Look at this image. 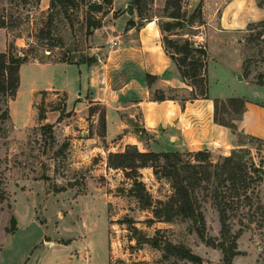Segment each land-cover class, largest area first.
<instances>
[{
	"label": "rangeland",
	"instance_id": "rangeland-1",
	"mask_svg": "<svg viewBox=\"0 0 264 264\" xmlns=\"http://www.w3.org/2000/svg\"><path fill=\"white\" fill-rule=\"evenodd\" d=\"M72 1L52 28V37L62 38L63 45L50 48L48 39L37 36L38 29L47 22L50 0H0V20L6 25L0 27V52H5L9 43H15L16 52L34 48L32 55L50 62L63 55L80 58L100 53L96 48L110 31L101 27L113 25L114 19L125 11L108 13L109 6L105 4L102 11L90 9V3L102 0ZM181 1L182 25L164 35L179 43L189 39L195 46L204 47L190 38L202 22L198 12L196 21L190 20L198 5L189 10V0ZM166 3L167 0H139L128 16L137 17L139 24L149 19L165 25L175 21L169 16L173 6L168 8ZM89 15L103 23L93 34L82 29ZM112 40L115 43L117 39ZM242 48L239 51L233 43L218 47L216 53L222 61L219 73L225 74L226 67L236 68L244 53L242 75L264 85V22L250 25L243 34ZM47 49H51V55ZM32 67L23 66L20 92L13 104L15 125L11 117L0 123V264H82L86 251L91 254L92 264H222V250L208 245L197 233L194 222L151 220L152 208H144L130 194L132 180L123 170L108 167L112 145L101 135L100 118L98 124L93 118L94 114L104 112L101 105L89 107L82 117L72 110L55 122H50L48 115L43 121L38 118V106L45 107L48 114L66 99L62 92H38L31 108L28 85L42 75ZM54 75L59 78V72ZM242 92L255 100L263 98L260 91L255 93L250 87H242L239 93ZM9 102V98L0 95V115ZM227 109L235 114L232 108ZM223 110L220 106V115L230 120ZM236 121L233 120L235 124ZM46 123L53 124L52 134L42 129ZM235 146L229 155L235 154L264 171V140L238 133ZM217 151L211 150L215 161L222 155ZM140 173L154 201L167 199L172 193L169 181L157 178L152 168H143ZM61 187L67 188L55 191ZM258 191L264 195V174ZM256 203L257 200L251 207H242L231 220L233 233L243 228L237 241L239 254L232 264H264V212L258 211ZM203 212L206 239L221 241L219 214L210 200L203 203ZM13 217L17 221L15 230ZM167 241L189 247L201 256L202 263L167 255Z\"/></svg>",
	"mask_w": 264,
	"mask_h": 264
},
{
	"label": "crops",
	"instance_id": "crops-1",
	"mask_svg": "<svg viewBox=\"0 0 264 264\" xmlns=\"http://www.w3.org/2000/svg\"><path fill=\"white\" fill-rule=\"evenodd\" d=\"M132 2L113 0L111 13H125L115 18L113 25L101 27L110 31L96 48L100 53L95 54V63H24L20 67L16 97L22 84L23 66L32 65L42 75L28 85L30 107L35 95L45 90L66 92L67 112L73 110L81 117L89 107L101 105L106 118L104 139L112 145L109 149L113 152L135 145L141 151L219 150L220 154L229 155L236 147L238 133L264 140V85L242 75L244 53L239 65L226 67L225 74L219 73L222 61L216 53L226 43H233L243 51V34L250 25L264 22V0H189V10L202 2V22L190 38L197 45L204 44L208 52V96L196 99H189L193 86L183 79L176 62L166 52L157 20H143L139 24L137 17L128 16L126 9ZM129 20L136 24L128 26ZM113 37L117 39L116 45ZM54 72H59V78H55ZM148 74L156 76L152 83L148 82ZM245 86L255 93L260 91L263 98L255 100L239 93ZM156 91L164 92L166 99L154 100ZM169 93L176 95L175 99H170ZM232 97L246 101L245 110L236 121V130L215 120L214 99ZM15 100L9 102L11 119ZM47 115L50 122H55L60 112L52 110ZM93 118L98 124L100 115L94 114ZM12 122L15 125L13 119ZM146 136L148 139L143 138ZM83 259L82 264H92L90 252L86 251Z\"/></svg>",
	"mask_w": 264,
	"mask_h": 264
},
{
	"label": "trees",
	"instance_id": "trees-1",
	"mask_svg": "<svg viewBox=\"0 0 264 264\" xmlns=\"http://www.w3.org/2000/svg\"><path fill=\"white\" fill-rule=\"evenodd\" d=\"M72 0H50V6L47 11V22L38 29L37 36L41 39H48L47 46L53 48L57 44L63 45L62 38L55 39L52 37V28L55 20H57L64 8H67ZM139 0H133L134 5L138 6ZM113 0H102L101 2L88 3L91 10L102 11L103 4L108 5L107 12H111ZM167 7L173 6L170 17L175 21L167 22L160 25L163 34L164 47L168 55L176 62L178 69L184 80L189 81L193 86L189 99L208 96V52L206 47L195 46L189 39L179 43L167 35L165 31L172 28L180 27L183 20L182 1L167 0ZM60 6V8H59ZM202 2L199 3L195 12L190 16L191 21H196V14L202 18L201 10ZM196 13V14H195ZM142 18V10H139ZM149 20V19H148ZM99 18L89 15L82 29H86L87 34H93L94 30L102 26ZM136 23L133 20L128 21V26ZM5 23L0 20V27H5ZM52 40V41H51ZM50 42V43H49ZM43 45L45 43H42ZM15 43H9L5 52H0V95L15 99L20 85V67L29 61L50 62L43 57L32 55L35 49H22V52H16ZM172 49V50H171ZM48 55H51V49ZM97 61L95 55L81 56L80 58L67 57L63 55L61 58L51 62L66 63H87L89 65ZM147 79L152 83L156 76L148 74ZM47 93L48 91H41ZM59 92V91H56ZM67 100V93L64 92ZM176 95H170V99H175ZM154 100H164L166 95L162 91H156L153 95ZM65 100V101H66ZM61 103L52 110L60 112L59 119L68 114L67 105ZM215 120L223 125L236 129L233 120L241 118L246 101L242 97H232L228 99L215 98ZM220 106L224 108L223 113H228L230 120L220 115ZM227 107L232 108L234 115L228 111ZM10 118L9 103L7 108L2 110L0 115V123ZM38 118L40 120L47 119V109L38 106ZM102 121L103 132L106 133L105 110L100 115ZM1 128V125H0ZM42 129L50 134L53 133V124L46 123L42 125ZM256 138V137H255ZM66 146V145H65ZM108 167L112 169H121L125 176L132 180L130 194L137 197L143 203L144 208H152L155 221L171 222L177 219L183 221L190 220L196 225V231L206 243L213 247H219L223 252V263L232 264L235 255L239 254L238 238L242 229L238 232H232V218L236 217L242 207H251L257 200L256 208L260 212H264L263 196L260 195L258 187L263 181L264 171L262 167H257L254 163H250L238 157L235 154L221 155L218 160H214L213 153L209 150L198 151H141L135 145H127L123 151L108 153ZM152 168L157 178H166L172 188V193L167 199L153 200L145 183L140 179V170L143 168ZM48 179L49 177H43ZM72 186V184H71ZM67 187L55 189L56 192L66 190ZM255 190L257 194L255 195ZM255 195V196H254ZM210 200L212 205L218 211L221 223L222 240L215 242L212 239H206V219L203 212V203ZM13 229L17 228L16 217L12 219ZM158 244L160 243L157 241ZM164 250L167 255L177 256L194 263H202L201 256L195 254L192 249L182 244H174L171 241L164 243ZM227 262V263H226Z\"/></svg>",
	"mask_w": 264,
	"mask_h": 264
},
{
	"label": "water",
	"instance_id": "water-1",
	"mask_svg": "<svg viewBox=\"0 0 264 264\" xmlns=\"http://www.w3.org/2000/svg\"><path fill=\"white\" fill-rule=\"evenodd\" d=\"M133 10H134L133 4L132 3L128 4L127 13L131 15L133 13Z\"/></svg>",
	"mask_w": 264,
	"mask_h": 264
},
{
	"label": "built area",
	"instance_id": "built-area-1",
	"mask_svg": "<svg viewBox=\"0 0 264 264\" xmlns=\"http://www.w3.org/2000/svg\"><path fill=\"white\" fill-rule=\"evenodd\" d=\"M116 44H117V42L114 43V45H116Z\"/></svg>",
	"mask_w": 264,
	"mask_h": 264
}]
</instances>
